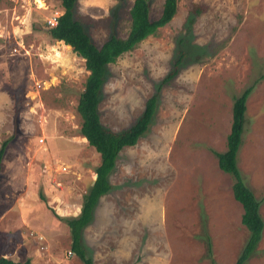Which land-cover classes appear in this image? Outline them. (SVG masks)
<instances>
[{
	"label": "rangeland",
	"instance_id": "374dc122",
	"mask_svg": "<svg viewBox=\"0 0 264 264\" xmlns=\"http://www.w3.org/2000/svg\"><path fill=\"white\" fill-rule=\"evenodd\" d=\"M132 2L78 0L74 16L100 45L112 33L126 35ZM162 3L149 0L150 17L159 15ZM62 10L60 0H0V143L8 140L0 176V254L30 264H84L68 253L70 228L54 211L77 214L100 161L79 132L84 58L48 33L47 17ZM179 38L200 59L185 57L161 86L148 129L118 153L113 194L104 202L114 210L121 193L122 206L131 201L135 208L142 200V211L147 203L157 206L146 214L162 222L148 220L150 235L131 244L134 255L146 250L148 260L140 264H233L248 230L233 178L213 151L226 147L233 96L254 84L237 164L261 199L264 220V0H178L157 35L108 63L100 118L113 130L134 121L173 68ZM95 228L84 227L81 238L93 264H128L117 257L114 234L97 244ZM243 264H264V227Z\"/></svg>",
	"mask_w": 264,
	"mask_h": 264
},
{
	"label": "trees",
	"instance_id": "16d2710c",
	"mask_svg": "<svg viewBox=\"0 0 264 264\" xmlns=\"http://www.w3.org/2000/svg\"><path fill=\"white\" fill-rule=\"evenodd\" d=\"M77 1L60 0L63 10L57 18V23L52 26L48 25V33L52 38L70 45L77 55L84 58V66L88 70V74L76 105V112L80 117L79 132L99 152L100 161L93 168L96 177L82 195L79 212L74 216H62L53 211L57 217L65 220L70 228L73 254L79 256L84 264H92V257L87 254L81 239L82 230L92 219L93 210L99 197L112 187L109 176L114 170L119 151L124 146L134 145L148 129L157 108L161 86L177 74L178 66L185 57H194V60H199L200 53L193 54L187 49L186 41L179 38L178 54L174 60L173 68L161 79L155 92L146 98L141 113L129 126L121 130H113L102 123L98 108L102 87L106 80L107 65L116 61L124 52L135 48L147 36L157 35L159 28L167 24L176 13L178 0H163L159 15L153 18L149 13V0H133L129 9L130 24L126 35L119 36L112 33L100 45L93 41L82 22L75 18L74 10ZM193 10L199 13L200 7L197 6ZM193 12H190L188 18V31L193 22ZM253 86L254 84H250L233 96L226 147L220 151H213L217 157L218 166L233 178L232 193L242 205L241 221L248 230L246 242L233 264H243L247 260L256 248L264 227V220L259 208L261 199L257 198L244 182L237 164V153L242 143V133L246 123V101ZM7 143V139L0 143V176ZM40 195L45 199L42 192ZM0 264H30V259L27 258L22 262L0 254Z\"/></svg>",
	"mask_w": 264,
	"mask_h": 264
},
{
	"label": "crops",
	"instance_id": "0c3cea01",
	"mask_svg": "<svg viewBox=\"0 0 264 264\" xmlns=\"http://www.w3.org/2000/svg\"><path fill=\"white\" fill-rule=\"evenodd\" d=\"M112 174H113V171L110 174L109 179H110L112 186L114 187L115 183H113ZM94 176H95V173H94ZM95 177L91 179L90 184L93 182ZM112 189L108 193L106 192L99 197V200L93 210V217L84 227L87 228L89 226H96L95 228L96 234L94 235V237L98 235V239L96 238L95 240L97 244L99 242L100 237H101V241H103L110 234L112 235L114 234L113 236L114 242H117V245L115 248V251L117 252V257L119 256L123 257V260H121L123 261V263L127 262L128 264H140L142 260L147 259V257H144V255L146 254L145 253L146 250L144 249L141 251V252H144V254L142 253V255L141 254L134 255L131 252V250H134L135 248L131 244L134 243L135 239L138 242L143 241L144 238H147V236L150 235L148 232V229H146L147 226L149 225L148 220L153 222L154 224H160V222H162V218H160V220L157 219L156 217L157 214L153 212L151 214H146V212L148 211L151 212L152 209H158L157 206H153V207L151 206L150 208L149 203H147L144 210L143 211L141 210L142 207L144 206L145 200H142L140 204L135 208L131 207L132 206L130 205L131 201H129L128 203L125 201L124 206L120 205L121 200L119 198L120 196L123 195V194L121 195V193H119V195L116 196V202L114 206L116 210L115 209L111 210L110 208L108 209L107 207L111 206V204L107 205V203H105L104 201L106 200L105 198L106 196H110L111 194H113ZM136 199H133L132 201L134 202ZM120 211L130 213L131 217H130V214H127V213L123 214V217H122V215H120ZM78 212L79 211H77V213ZM108 212L111 215V217H104V216H107ZM149 215L150 217L148 218ZM82 234H83V231H82ZM92 264H93V259H92Z\"/></svg>",
	"mask_w": 264,
	"mask_h": 264
},
{
	"label": "built area",
	"instance_id": "2783aa9c",
	"mask_svg": "<svg viewBox=\"0 0 264 264\" xmlns=\"http://www.w3.org/2000/svg\"><path fill=\"white\" fill-rule=\"evenodd\" d=\"M59 11H55L51 16H48L47 17V22H48V25L52 26V25H55L57 23V18L59 16ZM41 140L43 138H40ZM72 251L71 250H68V253L70 254Z\"/></svg>",
	"mask_w": 264,
	"mask_h": 264
}]
</instances>
